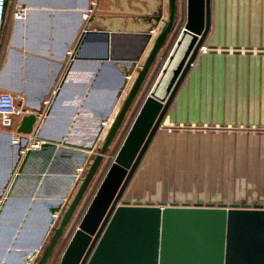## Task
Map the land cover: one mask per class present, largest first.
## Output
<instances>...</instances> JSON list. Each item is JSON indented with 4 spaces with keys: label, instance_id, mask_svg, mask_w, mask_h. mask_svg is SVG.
<instances>
[{
    "label": "crops",
    "instance_id": "1",
    "mask_svg": "<svg viewBox=\"0 0 264 264\" xmlns=\"http://www.w3.org/2000/svg\"><path fill=\"white\" fill-rule=\"evenodd\" d=\"M18 2L28 10L23 20L14 16ZM211 10L212 25L204 45L216 50L197 56L150 144L147 152L152 148V153L146 152L136 171L140 176L144 172L169 178L186 174L174 171L198 175V134H206L210 128L264 132V0H211ZM167 13L168 0H5L0 93L16 97L25 115L45 113L39 138L63 147L47 169L46 152L21 154L13 143L25 115L9 129L0 122V208L23 164L3 213L5 225L28 215V227L18 231L23 244L31 245L42 236L50 208L61 196L67 195L62 211L72 198L78 182L71 183L69 173L83 159L85 147H94L91 157L98 153ZM104 32L110 33L108 43L101 35ZM170 127L175 130L169 132ZM177 139L182 140L177 148L161 145L156 151V140ZM188 139L197 142L195 153ZM87 165L79 168L78 177L84 175ZM200 168L216 172L215 176L221 172L219 167ZM86 194L77 210L82 209ZM171 194L165 192L162 197L161 191L135 184L128 186L123 200L142 205L176 202L179 206L226 203L264 207V201L215 202L203 196L195 202L186 197L172 201ZM59 215L57 212L56 221ZM8 230H0V242L10 237ZM66 238L62 237L48 264ZM48 242L45 239L44 245ZM15 259L20 260V255Z\"/></svg>",
    "mask_w": 264,
    "mask_h": 264
},
{
    "label": "water",
    "instance_id": "2",
    "mask_svg": "<svg viewBox=\"0 0 264 264\" xmlns=\"http://www.w3.org/2000/svg\"><path fill=\"white\" fill-rule=\"evenodd\" d=\"M4 7L5 1L3 10ZM3 17L2 12V20ZM161 20L162 25L155 35L146 61L141 66L120 113L113 119L98 153L91 157L90 152L94 147H85L81 154L83 159L78 160L73 171L69 173L71 183L78 182L75 193L63 211L61 209L66 194L50 208L42 236L31 245L23 244L18 237L19 232L28 227V215L18 219L16 224L3 223L4 206L13 195V188L21 176L22 166L24 167L22 164L17 180L14 179L13 188H10L6 201L0 208V230L6 227L10 233V237L0 242V264H48L151 67L175 28L178 20V0H168V13ZM211 25V0H187L185 26L67 246L60 264H264L263 205L256 204L252 207L244 204L240 207L238 204L220 203L218 206H179L176 202H160L157 205L148 202L142 205L123 200L176 93L199 55ZM101 35L108 43L110 33L104 32ZM73 57L78 58L76 53ZM106 58L108 59V54ZM44 121L45 117L41 119L40 114H27L17 131L29 134L35 127H39L40 137ZM61 148L63 147L47 141L40 150L28 152H46L48 169L53 165L56 153ZM85 163L88 164L87 169L82 177H78L79 168ZM57 212H60L58 221L55 218ZM176 220L184 221V224L180 225ZM22 221L21 225L18 224ZM194 227L197 228L196 232H192ZM47 238L49 242L44 245ZM17 255H20V260L15 259Z\"/></svg>",
    "mask_w": 264,
    "mask_h": 264
},
{
    "label": "rangeland",
    "instance_id": "3",
    "mask_svg": "<svg viewBox=\"0 0 264 264\" xmlns=\"http://www.w3.org/2000/svg\"><path fill=\"white\" fill-rule=\"evenodd\" d=\"M186 20L187 0H178V20L175 28L169 35L159 58L152 66L142 89L128 111L118 134L104 157L100 169L90 184L86 194V201L83 205L84 208L91 200L93 193L97 192L106 173L114 162L142 100L153 88L185 26ZM169 46L173 47L169 48ZM208 130L209 132L206 134H198V143L188 139V143L192 144V153H195V145L196 143L198 144V160H200L198 164V175L195 176L192 171L191 173L187 171H174L173 174H186L184 176L178 175L170 178L151 177L145 174L147 172H144L140 176L141 172L138 171L129 185L140 184L144 187L149 186L156 193L161 191L162 197L165 196V192H172V201H178V199L183 200L186 197L188 200L195 202L197 200L200 201L202 196L212 198L210 200L215 202L258 203L264 201V132L260 129L253 130L247 128H210ZM156 137H159V134ZM180 142L182 140H170L169 142L156 140L157 147L155 146V149L158 152V146L161 145L174 149L178 147ZM147 153H152V148ZM186 153L190 152L187 151ZM202 165L212 166V168L219 167L221 169L220 175L215 176L214 174L216 172L201 170L200 167ZM83 207L81 210L76 211V216L74 215L75 217H73L63 237H70L71 234L74 235L76 231L73 233V230L78 224V219L84 209Z\"/></svg>",
    "mask_w": 264,
    "mask_h": 264
},
{
    "label": "built area",
    "instance_id": "4",
    "mask_svg": "<svg viewBox=\"0 0 264 264\" xmlns=\"http://www.w3.org/2000/svg\"><path fill=\"white\" fill-rule=\"evenodd\" d=\"M5 0H0V34L2 31V12L3 5ZM28 10L21 3L15 4V19L23 20L27 17ZM213 48L203 45L200 48V52L208 53ZM26 114L18 104L17 99L11 93L2 92L0 93V122L2 126L6 129L12 128L17 120V118L22 117ZM45 116L40 114L41 119ZM175 129L170 127L168 128L169 132L174 131ZM13 143L20 147L21 154H26L29 150H40L42 148L43 141L39 138V127H35L34 131L29 134L18 133L17 136L13 139Z\"/></svg>",
    "mask_w": 264,
    "mask_h": 264
},
{
    "label": "trees",
    "instance_id": "5",
    "mask_svg": "<svg viewBox=\"0 0 264 264\" xmlns=\"http://www.w3.org/2000/svg\"><path fill=\"white\" fill-rule=\"evenodd\" d=\"M174 43H175V42H174ZM173 46H174V44H173ZM173 46H172V47H173ZM172 47L169 46V48H172ZM148 95H149V94H148ZM148 95H146V96L144 97V99L142 100V102H141V104H140V107H139V110L137 111V113H136V115H135V118H134V120H133L131 126H130L129 129H128V132L130 131V129H131V127H132V125H133V123H134V121H135V119H136V117H137V115H138V113H139L141 107L143 106V104H144V102H145V100H146V98H147ZM122 144H123V143H122ZM122 144H121V146H122ZM121 146H120V147H121ZM106 174H107V173H106ZM99 187H100V186H99ZM98 189H99V188H98ZM95 194H96V192L93 193V196H92L91 200L86 204L85 208L83 209V211H82V213H81V215H80V217H79V219H78V224H77V226L75 227V229L73 230V233L76 231L78 225L80 224L82 218L84 217V215H85V213H86V211H87L89 205L91 204V202H92L93 197L95 196ZM72 236H73V234H71L70 237H67L66 239H64V240L60 243V246H59L58 250L55 252V253H56V257L54 256L55 258L52 260L51 264H59V263H60V261H61V257H62V255H63V253L65 252L67 246L69 245V243H70V241H71V239H72Z\"/></svg>",
    "mask_w": 264,
    "mask_h": 264
}]
</instances>
